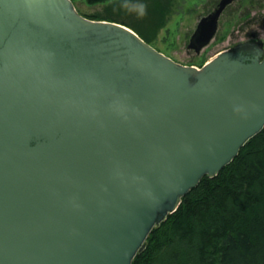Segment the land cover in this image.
Listing matches in <instances>:
<instances>
[{
  "label": "water",
  "instance_id": "obj_1",
  "mask_svg": "<svg viewBox=\"0 0 264 264\" xmlns=\"http://www.w3.org/2000/svg\"><path fill=\"white\" fill-rule=\"evenodd\" d=\"M263 128L262 40L197 66L73 0H0V264H133Z\"/></svg>",
  "mask_w": 264,
  "mask_h": 264
},
{
  "label": "trees",
  "instance_id": "obj_2",
  "mask_svg": "<svg viewBox=\"0 0 264 264\" xmlns=\"http://www.w3.org/2000/svg\"><path fill=\"white\" fill-rule=\"evenodd\" d=\"M154 1L153 18L160 28L168 8L162 0ZM118 22L151 43L142 29ZM133 264H264V128L216 176H204L178 209L153 228Z\"/></svg>",
  "mask_w": 264,
  "mask_h": 264
},
{
  "label": "rangeland",
  "instance_id": "obj_3",
  "mask_svg": "<svg viewBox=\"0 0 264 264\" xmlns=\"http://www.w3.org/2000/svg\"><path fill=\"white\" fill-rule=\"evenodd\" d=\"M252 0H236L221 15L218 29L212 40L199 52L189 47L190 38L202 16L211 12L219 0H162L167 10L164 24L158 28L153 18L154 0H115L90 4L86 0H75L78 11L86 17L97 15L106 19L112 17L142 29L151 43L172 57L186 64L202 66L217 53L233 47L249 38L256 30L264 40V21L255 15L257 6ZM264 6L261 0L260 7Z\"/></svg>",
  "mask_w": 264,
  "mask_h": 264
},
{
  "label": "flooded vegetation",
  "instance_id": "obj_4",
  "mask_svg": "<svg viewBox=\"0 0 264 264\" xmlns=\"http://www.w3.org/2000/svg\"><path fill=\"white\" fill-rule=\"evenodd\" d=\"M234 1H236V0H231L230 2H228L226 5H225V7L223 8V10L221 11V13H220V16H219V19H218V22H219V20H220V17H221V15L224 13V11H225V9L230 5V4H232ZM220 2H221V0H219V2L217 3V5H216V7L211 11V12H209L207 15H210V14H212L214 11H216L217 10V8L219 7V5H220ZM252 2H253V4H256V0H252ZM260 3H261V0H258V3H257V6L253 9V13L255 14V15H259V16H261L262 17V19H263V21H264V6L263 7H260ZM207 15H205V16H207ZM202 17H204V16H202ZM202 17H201V19H202ZM200 19V20H201ZM200 20H199V22H200ZM199 22H198V24H199ZM198 24H197V26H196V29H197V27H198ZM196 29L194 30V32L196 31ZM218 29V28H217ZM194 32H193V34H194ZM251 34H250V36H249V38H247V39H245V40H243V41H241V42H244V41H252V40H256V41H258V40H262L263 42H264V40L262 39V38H260L259 37V34H258V32L256 31V30H254V31H251L250 32ZM192 34V35H193ZM192 37V36H191ZM240 42V43H241ZM206 46V45H205ZM202 48H204V46L202 47ZM201 48V49H202ZM195 49V48H194ZM200 49V50H201ZM196 50V49H195ZM199 50V51H200ZM198 51V52H199Z\"/></svg>",
  "mask_w": 264,
  "mask_h": 264
}]
</instances>
